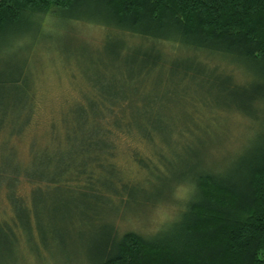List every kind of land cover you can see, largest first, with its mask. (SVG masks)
Masks as SVG:
<instances>
[{
	"label": "trees",
	"instance_id": "trees-1",
	"mask_svg": "<svg viewBox=\"0 0 264 264\" xmlns=\"http://www.w3.org/2000/svg\"><path fill=\"white\" fill-rule=\"evenodd\" d=\"M38 15L49 16L53 23L60 17L98 27L103 40L95 43L100 49L96 52L118 62L100 61L102 74L95 75L100 81L92 83L74 108L57 110L60 124L53 116L43 134L31 138L47 146L42 151L45 162L35 164V171H27L31 158L26 152L21 158L16 146L20 135H14L20 168L14 166L7 182L0 180V254H12L7 237L14 238L19 230L29 237L34 232L39 188L63 184L76 187L84 197L103 190L106 203L114 196L122 205L137 204L143 210L171 201V213L148 236L120 231L115 216L90 264H264V133L229 169H197L171 180L163 178L169 164L157 146L158 138L168 145L171 135L179 134L175 125L164 124L160 112L162 91L173 72L186 70L183 79L196 78L188 75L191 71L202 74L180 61L211 65L218 90L229 97L227 111L218 115L224 126L235 128L258 113L264 116V0H0V36L32 19L38 32H24L19 42L36 44L42 27ZM33 54L31 60L24 58L19 72L0 74V129L6 110L16 106L15 96L23 92L21 106L31 107L22 132L27 136L34 126ZM59 59L57 64L65 65ZM28 78L33 82L25 87ZM70 132L74 139L79 135L80 147L73 142L75 153L91 157L86 165L72 164L59 173L49 153L54 148L55 155L61 137L68 140ZM136 143L147 153L141 154ZM97 150L105 156L104 164L93 156ZM120 153L131 156L135 173L117 165ZM43 166L47 174L41 177ZM156 177L168 184L166 195L145 192ZM179 188L181 196L176 194ZM18 248L23 256L27 248Z\"/></svg>",
	"mask_w": 264,
	"mask_h": 264
},
{
	"label": "rangeland",
	"instance_id": "rangeland-1",
	"mask_svg": "<svg viewBox=\"0 0 264 264\" xmlns=\"http://www.w3.org/2000/svg\"><path fill=\"white\" fill-rule=\"evenodd\" d=\"M37 17L41 20L42 27L36 44H33L32 40L30 43L19 42L24 32L29 31L33 35L38 32L37 21L32 19H26L17 29L0 36V74L19 72L23 67L24 58L31 60L33 53L34 60L30 62V68H36L35 81L28 78V84L24 85L30 86L33 82V92L36 94L32 116L34 126L29 129V136L22 134L29 108L31 111V107L21 106L25 95L23 92L15 96L16 106L6 110L7 115L3 118L0 129V180L5 182L12 177L14 166L20 168L15 160L17 147L21 158L26 155L28 159L31 158L32 162L26 161L28 172L35 171V164L45 162L42 151L47 146L39 145L31 138L43 134L52 117L60 115L56 113L58 109L62 108L66 112L74 108L77 102L87 95L85 91L92 83L100 81L95 76L97 73L102 74L100 61L106 65L118 62L115 59L105 60L96 52L100 49L95 43L103 40V34L98 27L69 23L60 17H54V23L49 16ZM29 50L30 52H26ZM59 57L65 65L57 64ZM180 62L195 65L194 69L201 70L202 74L191 71L188 75L196 78L188 76L183 79L182 74H186V70L177 68L166 89L162 91L164 104L161 110L159 109L164 113L162 121L167 125H175L180 134L171 135L172 143L168 145L160 143V138L157 139L160 141L157 146L162 152V161L169 164L163 177L166 180L180 177L183 173L190 174L197 169L213 172L227 170L245 148L249 147L250 142L264 133L262 112L256 114L257 118L244 119L243 123L235 128L234 125L224 126L225 121H218L221 111H227L225 108L229 105V97L227 93L218 90V82L213 79L211 65L201 60H194V63L191 60ZM66 64L70 65L71 72ZM80 92L82 93L79 95ZM58 117L54 116L60 124ZM72 120L70 118L71 123ZM224 127L229 129L225 130ZM47 132L50 133L49 130ZM15 134L20 135L16 140L17 147L12 145ZM78 137L79 135L74 139L73 133L70 132L68 140L67 137H61V146L57 149L58 152L55 151V155L54 148L50 150V159L59 173L72 164L86 165L91 157L86 152L75 153L73 142L76 141L77 144H74L80 147ZM162 137L168 139L169 135ZM135 147L140 149L141 154L147 153L137 143ZM93 156H97L104 164L105 156L98 150ZM130 158L129 154L120 153L116 163L126 173L133 174L136 167L131 164ZM55 165L53 169L48 167V170H54ZM46 174V167H41L39 175L43 177ZM101 174L98 173L99 176ZM105 178L103 175L102 181ZM163 178L159 180L156 177L153 183L146 184L145 192L149 194L155 190L166 195L168 184L162 183L166 182ZM182 191L183 189L179 188L176 194L181 196ZM39 193L41 201L38 204L39 216L35 220L34 232L29 237L19 230L14 238L7 237L12 254H0V264H90L95 257L94 251L103 245L107 238V224L110 220L114 222L115 216V227L120 231H133L148 236L154 233L172 211L171 201H168L167 205L147 207L143 210L137 204L122 205L114 196H110L109 203H106L108 193L103 190L95 196L89 194L90 197H84L82 191L72 185L42 186ZM22 244L27 248L23 256L18 248H21Z\"/></svg>",
	"mask_w": 264,
	"mask_h": 264
}]
</instances>
